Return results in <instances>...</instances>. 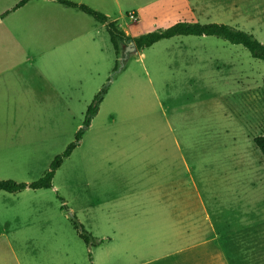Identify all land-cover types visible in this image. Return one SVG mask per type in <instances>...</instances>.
<instances>
[{
    "label": "rangeland",
    "instance_id": "1",
    "mask_svg": "<svg viewBox=\"0 0 264 264\" xmlns=\"http://www.w3.org/2000/svg\"><path fill=\"white\" fill-rule=\"evenodd\" d=\"M68 1L131 37L215 23L264 46V0ZM18 2L0 0V125L7 118L19 143L35 148L0 154V180H39L83 128L94 97L106 94L50 189L0 191V264H264V157L253 143L264 135L263 63L221 38L194 36L127 57L129 43L120 44L116 57L91 17L55 0L13 10ZM73 27L81 36L51 49L57 30ZM30 43L31 65L21 48ZM18 64L50 85L33 115L30 90L2 88L32 79L4 71ZM14 104L19 113L9 119ZM72 220L98 244L87 247Z\"/></svg>",
    "mask_w": 264,
    "mask_h": 264
},
{
    "label": "trees",
    "instance_id": "2",
    "mask_svg": "<svg viewBox=\"0 0 264 264\" xmlns=\"http://www.w3.org/2000/svg\"><path fill=\"white\" fill-rule=\"evenodd\" d=\"M29 1L30 0H20L15 8H20ZM57 2L60 5L76 9L92 17L98 23L105 24L111 44L114 48L115 54L117 55L121 50L120 44L123 46L125 43L130 42L134 43L136 51H141L150 48L160 41L169 40L180 36L216 37L221 38L230 44L243 47L253 59L261 61L264 65V46L255 40L250 34L228 25L215 23L201 25L197 23L178 22L162 31L158 30L147 34H142L134 38H129L117 27L116 22L108 21L107 17L103 14L94 11L85 5H78L62 0H58ZM262 82L264 85V76ZM105 91V88L101 89L94 97L91 105L88 106L85 113L83 128L89 127L91 119L98 111ZM83 128L75 134L74 141L71 142L61 154L57 155L52 160L48 170L39 180L31 184L17 183L12 180H0V191L9 194H15L27 188L31 190L50 189L52 187V180L55 172L61 167L64 159H67L78 145ZM253 143L264 157V135L253 138ZM72 224L74 230L77 231L80 240L87 247L96 246L98 244L97 240L87 233L80 223H78L76 220H72Z\"/></svg>",
    "mask_w": 264,
    "mask_h": 264
},
{
    "label": "crops",
    "instance_id": "3",
    "mask_svg": "<svg viewBox=\"0 0 264 264\" xmlns=\"http://www.w3.org/2000/svg\"><path fill=\"white\" fill-rule=\"evenodd\" d=\"M31 1V0H30ZM58 0H55V2L60 5L58 2ZM62 1H67V2H71V1H68V0H62ZM20 2V0H19ZM18 2V3H19ZM17 3V4H18ZM29 2H27L26 4H28ZM71 3H74V2H71ZM16 4V5H17ZM25 4V5H26ZM77 4V3H75ZM25 5H23L22 7H24ZM78 5H83V4H78ZM60 6H63V5H60ZM16 7V6H15ZM20 7V8H22ZM65 8H69V7H66V6H63ZM16 8H14L13 10H15ZM19 9V8H17ZM72 9V8H70ZM73 10H76V9H73ZM93 10V9H92ZM182 10V12L185 10L186 13H190L191 15H189L188 17L189 18H192L193 17V11L194 9L193 8H186V9H180ZM78 11V10H76ZM95 11V10H94ZM80 12V11H78ZM10 13V11H7L5 12L2 17H5L7 16L8 14ZM82 13V12H81ZM100 13V12H99ZM84 14V13H83ZM86 15V14H85ZM88 16V15H87ZM105 16V15H104ZM90 17V16H89ZM92 18V17H91ZM134 18L136 21L137 19V16L136 14H134ZM93 19V18H92ZM108 21H111L109 20V18L107 17ZM94 20V19H93ZM95 21V20H94ZM96 22V21H95ZM111 22H115V21H111ZM98 23V22H97ZM186 23H194V22H186ZM101 24V23H100ZM117 24V23H116ZM198 24V23H197ZM103 26H105V24H102ZM117 27L129 38H134V37H131V35H128L126 33V31H124L122 28H120L118 25ZM106 28V26H105ZM8 33H5V37L6 39H9L10 40V36H11V32L10 31H7ZM109 35V34H108ZM56 36H57V39L55 40V43L53 45V48L51 49H58L60 47V43H65V42H71V41H74L75 38L81 36L80 35V31L76 28V27H73L71 29H58L57 32H56ZM110 39V37H109ZM111 42V41H110ZM57 43V44H56ZM112 45V44H111ZM155 45V44H154ZM21 48L23 50V52H25V56L23 58V62L24 63H29L30 64V61H33V55L32 54H28V53H31L33 52L35 46L30 43V44H25V45H21ZM113 48V46H112ZM2 49V48H1ZM113 51H114V48H113ZM136 51V50H135ZM142 51V50H141ZM115 53V51H114ZM27 54V55H26ZM116 57L118 56L117 54H115ZM4 64H2L0 62V76L2 75V72H1V68ZM31 65V64H30ZM19 69L20 72L23 73V77L24 78H29L31 77L32 79H29L27 85L25 84L24 80H22L21 83H18L16 86H11V85H5L3 88L4 91H9V88L10 89H14L15 93L16 94H26L27 93V96H28V93H29V90L31 92V95L33 97V101L31 103V114L33 115L35 112H37L38 108L42 105L43 101L45 100V102L48 100L49 96H50V93H51V90H50V85L46 82V80H44L43 76L40 74L39 70H38V73L37 75H35V71L33 68L31 69H28L30 70L29 72L25 71L26 67L23 66L22 64H18V65H5L4 67V71L6 72H12V71H15ZM37 72V71H36ZM242 94H246V95H249L251 94V91H250V88L248 87H244L242 86ZM106 90V89H105ZM105 94H106V91H105ZM104 94V95H105ZM103 101V99H102ZM101 101V103H102ZM100 103V104H101ZM100 106V105H99ZM99 110V108H98ZM17 112V113H16ZM19 113V110L17 108V111L15 109V104L12 106V110H11V114H10V117L9 119H12V116L15 117V115H17ZM98 113V111H97ZM96 113V114H97ZM96 116V115H95ZM93 116V118L95 117ZM92 118V119H93ZM92 119H91V122H92ZM4 120H6V123L4 126L0 125V154L1 155H4L5 157H10V156H16V157H20V156H28V155H32L34 153V148H35V145L34 143H30V144H25V143H19L18 141V133H19V130L17 129L18 127L16 125H14L12 122L8 123L7 122V118H5ZM91 122H90V125H91ZM89 125V127H90ZM88 127V128H89ZM42 131V127L38 126V127H34V132L36 133H40ZM13 133V134H12ZM77 147V146H76ZM48 170V169H47ZM46 170V171H47ZM44 171V173L46 172ZM43 173V174H44ZM43 176V175H42ZM41 190V189H40ZM208 241V240H207Z\"/></svg>",
    "mask_w": 264,
    "mask_h": 264
},
{
    "label": "water",
    "instance_id": "4",
    "mask_svg": "<svg viewBox=\"0 0 264 264\" xmlns=\"http://www.w3.org/2000/svg\"><path fill=\"white\" fill-rule=\"evenodd\" d=\"M135 45L133 42H130L127 46L124 47V56L127 57L128 53L135 51Z\"/></svg>",
    "mask_w": 264,
    "mask_h": 264
},
{
    "label": "built area",
    "instance_id": "5",
    "mask_svg": "<svg viewBox=\"0 0 264 264\" xmlns=\"http://www.w3.org/2000/svg\"><path fill=\"white\" fill-rule=\"evenodd\" d=\"M131 17H132V16H131ZM132 19H133V20H135V18H134V17H132Z\"/></svg>",
    "mask_w": 264,
    "mask_h": 264
}]
</instances>
